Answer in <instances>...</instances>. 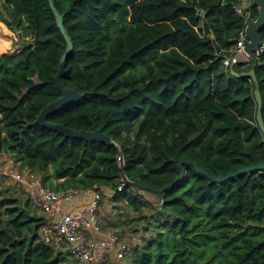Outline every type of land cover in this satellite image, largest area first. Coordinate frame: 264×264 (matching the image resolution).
Masks as SVG:
<instances>
[{"label": "trees", "instance_id": "16d2710c", "mask_svg": "<svg viewBox=\"0 0 264 264\" xmlns=\"http://www.w3.org/2000/svg\"><path fill=\"white\" fill-rule=\"evenodd\" d=\"M239 0H52L73 50L65 85L87 91L48 116L76 129L96 125L117 142L65 136L34 124L61 96L55 76L67 41L50 0H0V15L29 37L0 53V154L53 189L100 187L114 222L142 241L128 264H264V164L254 81L227 72L219 48L245 27ZM250 11L258 16V9ZM264 41V28L260 32ZM255 68L263 96L264 51ZM126 213L123 215L122 210ZM13 186L0 184V264H78L40 237L43 215ZM67 262V263H66ZM110 262V261H109ZM108 263V262H107ZM105 264V263H96Z\"/></svg>", "mask_w": 264, "mask_h": 264}, {"label": "built area", "instance_id": "2783aa9c", "mask_svg": "<svg viewBox=\"0 0 264 264\" xmlns=\"http://www.w3.org/2000/svg\"><path fill=\"white\" fill-rule=\"evenodd\" d=\"M252 7V0H239L235 9L246 18ZM245 38L244 27L232 48L221 47L216 51V56L222 58L227 72H230L232 65L242 63L244 67H248L252 63H260L264 41L261 42L259 53L249 55L244 49ZM118 160L123 163L121 154L118 155ZM12 175L22 182L25 195L32 206L45 217L40 228L41 239L56 250L72 254L79 261L78 264L107 263L112 257L123 261L133 254L135 246L142 241L139 235L121 237L103 226L100 214L102 202L105 196L112 197L114 192L107 193L100 187L57 190L46 186L33 173L22 177L13 168ZM126 182L123 175L118 190H122ZM68 203L70 205L66 207L65 204Z\"/></svg>", "mask_w": 264, "mask_h": 264}, {"label": "water", "instance_id": "95a60500", "mask_svg": "<svg viewBox=\"0 0 264 264\" xmlns=\"http://www.w3.org/2000/svg\"><path fill=\"white\" fill-rule=\"evenodd\" d=\"M252 2H253V6H256L258 9V16L254 17L253 13L250 11L248 12L245 18L246 38H245L244 49L246 53L249 55L253 53H259L260 45L262 42V37H261L260 32L264 28V0H252ZM50 3L59 21V27L67 41V49L61 56L60 63H59V70L55 76V83H56L57 88L61 92V96L53 101H50L45 107H43L41 111L39 112V114L37 115L36 119L33 121V123L56 130L59 133L64 134L65 136H68V137L82 138V139H86L89 141L98 140V141H103L108 144H113L117 146L118 144L113 139V137L110 136L108 133L104 132L102 128H99L96 125H94L93 129L88 130V129H76V128L68 127L63 123L48 121V116L50 114L59 111L62 107L68 104H71L75 101L82 99L87 94V91L79 92L77 89L65 85V83L62 80L64 71H65L64 70L65 60L70 54V52L73 50V43L65 31V27L63 23V16L54 8L52 4V0H50ZM230 73L234 76H237L240 78H250L254 81L256 85L254 93H255V100L257 103L256 119H257L258 125L262 133L264 134V117L262 113L263 96H262L261 89L259 87V80H258L255 68H251L250 70L243 71V72H238L234 69V66L232 65L230 68ZM185 161L192 162L201 173L206 174L208 177H210L212 180L216 182H222L224 180H227L232 177H236L238 175L247 173L252 170L264 169V164H255V165L245 166L243 168H240L234 172H230L225 175L215 176L205 171L204 169L200 168L195 161L190 160V159H182L179 161V164L181 166V173L170 184L162 188H153L147 185H143L139 182L129 180L124 174L123 163H121V168H122L123 175L126 177L127 183L134 185L143 191L162 193L167 188L172 186L177 180H179L180 178L184 176L185 170H184L183 163Z\"/></svg>", "mask_w": 264, "mask_h": 264}, {"label": "rangeland", "instance_id": "374dc122", "mask_svg": "<svg viewBox=\"0 0 264 264\" xmlns=\"http://www.w3.org/2000/svg\"><path fill=\"white\" fill-rule=\"evenodd\" d=\"M3 23L6 24L8 26V28H6L7 30L5 32L4 31L2 32L4 37H1V35H0V39H6L8 43L4 44L2 46L1 41H0V53L7 52V51H11L14 53L19 52L20 49H22V47L24 46V44H27V42L29 41L28 40L29 37L23 38L21 36V31L17 30L16 28L10 27L3 20V17L0 15V26H4ZM9 41H10V43H9ZM13 168H15L16 171H18V174L21 175L22 177L28 176L29 174L33 173L27 169L20 168L18 165L14 164L12 162V159L10 158V156L8 154L7 155L0 154V184L13 186L17 190L18 193L26 196L25 192H24L25 188L22 185V182H19L12 175ZM121 210H122V213L124 215L126 213V211L123 209H121ZM38 214L42 215L40 212ZM100 214H101L103 226L105 228H109V229L115 231L121 237H126V238H128L131 235V233H133L129 229H127L125 232H123L122 229L118 226V223H117V225H114L113 221L118 222V216H117L116 211L113 208V205L109 203L107 196H105L103 199L102 206L100 209ZM129 260L130 259H125L123 261H119V260H116L115 257H112L110 262L105 263V264H128Z\"/></svg>", "mask_w": 264, "mask_h": 264}, {"label": "crops", "instance_id": "0c3cea01", "mask_svg": "<svg viewBox=\"0 0 264 264\" xmlns=\"http://www.w3.org/2000/svg\"><path fill=\"white\" fill-rule=\"evenodd\" d=\"M3 25H4V26H0V35H1V37H4V35L2 34V32H3V31L5 32V31H6V28H8V26H7L6 24L3 23ZM0 41H1V40H0ZM76 201H77V200H75V202H76ZM69 205H70L69 203H68V204H65L66 207H69Z\"/></svg>", "mask_w": 264, "mask_h": 264}, {"label": "bare ground", "instance_id": "6f19581e", "mask_svg": "<svg viewBox=\"0 0 264 264\" xmlns=\"http://www.w3.org/2000/svg\"><path fill=\"white\" fill-rule=\"evenodd\" d=\"M7 30V29H6ZM1 40V44H2V46L4 45V44H7L8 42H7V40L6 39H0ZM3 41V42H2ZM9 43H10V41H9ZM2 50V49H1Z\"/></svg>", "mask_w": 264, "mask_h": 264}]
</instances>
